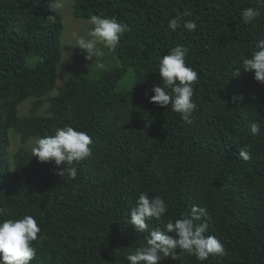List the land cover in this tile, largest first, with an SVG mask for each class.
<instances>
[{
	"label": "trees",
	"instance_id": "16d2710c",
	"mask_svg": "<svg viewBox=\"0 0 264 264\" xmlns=\"http://www.w3.org/2000/svg\"><path fill=\"white\" fill-rule=\"evenodd\" d=\"M49 1L0 0V218L36 219L41 231L30 264H129L126 256L148 236L129 224L140 192L160 196L168 206L160 221H147L150 229H163L193 205L208 210L205 235L219 239L227 254L210 255L203 264H264V84L242 65L264 40V5L72 0L75 19L115 16L129 26L110 50L125 66L97 79L72 72L54 91L63 24ZM248 7L261 14L245 24L240 13ZM184 11L192 13L185 19L194 20L196 29L169 31V19ZM177 44L188 49L186 65L198 73L191 124L170 106L149 102L150 89L162 83L159 59ZM127 69L133 82L118 90ZM27 101L28 113L20 115ZM250 121L261 125L260 135L249 134ZM65 125L93 141L92 155L74 164L75 180L59 176L52 162H37L25 148ZM12 136L20 146L9 155ZM242 147H248L250 160L238 156ZM158 264L202 262L184 253Z\"/></svg>",
	"mask_w": 264,
	"mask_h": 264
},
{
	"label": "clouds",
	"instance_id": "9594fccd",
	"mask_svg": "<svg viewBox=\"0 0 264 264\" xmlns=\"http://www.w3.org/2000/svg\"><path fill=\"white\" fill-rule=\"evenodd\" d=\"M257 3L264 5V0H257ZM52 4L63 7L62 0H55ZM260 14V10L255 7L245 8L240 13L245 24L252 23ZM190 16V11H184L169 19L168 30L176 32L182 28L194 31L196 22L185 19ZM88 24L91 27L86 33L72 34L75 48L82 51L86 61H93L90 65L104 68L105 65L101 62L105 55L104 49L115 50L123 35L130 30L129 26L115 16L105 18L97 15H92ZM255 47L256 50L250 56L242 58L243 71L253 72L254 80L264 84V40L258 41ZM187 53L186 47L177 44L166 56L159 59L158 72L162 83L150 89L153 95L149 102L160 107L170 106L185 123L191 124L197 108L193 101V86L198 81V73L186 65ZM239 72L240 70H236L233 75H238ZM237 99L236 96L232 97L233 101ZM247 127L250 135L261 134V125L258 122L250 121ZM92 143L91 136L86 132L65 125L56 128L53 135L34 138L32 156L37 162L54 163L59 168V176L67 173L75 180L77 168L74 164L92 155ZM238 156L248 161L251 159V152L248 147H242ZM61 165L66 167L62 168ZM167 211V203L160 196L150 197L145 192L139 193L135 206L130 209L129 224L137 233L147 231L148 236L143 246L137 247L126 256L129 264H158L159 261L167 259L178 261L184 253L194 256L203 264L210 255L224 257L227 254L219 239L214 235H205L211 220L205 207L193 205L190 213H181L179 218L168 220L163 229H150L147 221H160ZM4 214L5 210L0 208V217ZM201 220L203 223H196ZM40 231L36 219L31 215H24L20 219L0 218V264H30L36 257L32 242L37 240Z\"/></svg>",
	"mask_w": 264,
	"mask_h": 264
},
{
	"label": "rangeland",
	"instance_id": "374dc122",
	"mask_svg": "<svg viewBox=\"0 0 264 264\" xmlns=\"http://www.w3.org/2000/svg\"><path fill=\"white\" fill-rule=\"evenodd\" d=\"M55 0L48 2L50 7L58 11L62 18L63 31L61 35V50H62V59L56 69V88L57 89L66 81L67 77L72 72H81L91 78H99L102 73L110 68L124 67V63L119 62V60L110 53V49H104L105 55L102 57L101 62L105 65L104 68H97L94 64L90 65L93 61H86L84 59V54L78 48H75V43L73 40L72 34L74 32H79L80 34L86 33V31L91 27L88 24V20H79L75 19L72 16V0H62L63 7H57L54 3ZM29 65H33L34 61L30 59L28 61ZM86 69L85 71H82ZM133 82V76L131 69H127L124 77L120 80L118 84V90H128ZM55 95V92L51 93L49 96ZM31 106V101L25 102L19 108V114L25 115L28 113V110ZM47 103L44 105L45 109ZM42 109V110H43ZM34 141L29 142L25 145L26 149L32 151ZM20 146L18 137L12 136L10 140V145L8 148L9 155H12L16 149Z\"/></svg>",
	"mask_w": 264,
	"mask_h": 264
}]
</instances>
